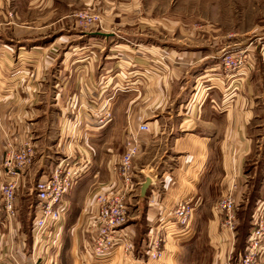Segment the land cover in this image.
Here are the masks:
<instances>
[{
    "label": "crops",
    "instance_id": "1",
    "mask_svg": "<svg viewBox=\"0 0 264 264\" xmlns=\"http://www.w3.org/2000/svg\"><path fill=\"white\" fill-rule=\"evenodd\" d=\"M21 1L0 0V184L8 142L53 145L55 153L59 150L55 161L71 156L82 172L64 196V211L48 247L34 241L33 216L26 223L18 209L17 217L8 221L0 192V264H180L196 243L193 223L201 218L195 211L202 208L212 211L205 219L214 254L209 264H239L236 239L223 229L217 202L204 189L210 187L211 176L221 177L220 198L227 189L239 200L247 188L246 161L264 131V41L255 57L247 51L246 71L231 74L213 47H179L148 34H168L169 27L132 24L131 35L110 26L96 30L54 25L52 31L67 15L57 13V0H27L20 8ZM104 3L105 14L116 16ZM11 4L15 13L9 17ZM23 8L36 17L26 18ZM54 15L59 18L52 23ZM53 45L60 50L56 56ZM104 111H110L111 118L99 124L97 116ZM141 124L147 130L140 134L133 190L127 198L142 201L144 212L140 220L128 212L123 233L131 249L126 252L120 243L101 261L92 254L94 199L117 191L116 168L125 136ZM50 130L58 132L49 141ZM50 172H41L37 180ZM182 200L193 210L186 236L169 235L162 258L149 259L151 236L168 224L165 218ZM134 207L137 204L129 210ZM259 208L264 210V193Z\"/></svg>",
    "mask_w": 264,
    "mask_h": 264
},
{
    "label": "rangeland",
    "instance_id": "2",
    "mask_svg": "<svg viewBox=\"0 0 264 264\" xmlns=\"http://www.w3.org/2000/svg\"><path fill=\"white\" fill-rule=\"evenodd\" d=\"M104 1L109 6L111 14H116V16L113 17V15H110L112 16L111 18L105 14L103 10L105 5ZM19 4L21 8L27 5V0H22ZM55 5L60 8L57 10L58 14L62 15L65 13L67 15L65 18L53 24L52 31L56 26L68 27L69 25L78 29L96 30H103L107 26H110L111 29H120L123 35H131L128 30V25L132 24L150 25L163 30L169 27L168 34L161 32L148 34L160 42H168L170 45L179 47L191 48L198 45L213 47L220 55V59L226 52H243L245 63L248 60L246 57L247 51H250L252 58L255 57L257 47L264 41V0H57ZM13 6L11 4L7 8L9 10V17H12L13 13H15L11 8ZM22 11L28 19H30V15L35 16V12L28 14L26 8H23ZM78 12H88V14L98 16V19L95 20L92 26H82L75 18V14ZM45 14H47L46 11ZM56 18L59 17L56 15L52 16V23ZM179 28H183L182 32L177 31ZM55 46H52V55L54 56L60 52L59 48ZM225 46L227 47L225 48ZM257 66L259 67L260 65L257 63ZM243 71L246 70L243 69L237 74H242ZM258 72V74H261L262 70L261 72L258 70ZM233 73L235 74L236 72ZM262 85L263 88L264 84ZM55 124L52 125L55 126ZM40 131L43 135L47 133L46 129H41ZM50 131L52 135L48 139L49 141L58 132L56 130ZM262 135L263 137L259 140V144L253 146L252 153L246 161L248 177L245 182L247 188L240 199H236L238 201V207L235 212V230L233 237L236 239L234 249L236 256L238 254L240 257V259L239 257L237 258L239 259V263L241 257L247 251V239L252 230L254 215L259 212H263L264 215L263 208H259V200L264 193V131ZM35 149H37L35 151V157L37 158L31 164L29 168L30 173L27 175L24 184L20 187L18 194L16 193L15 198L17 211L20 209V214H22L26 223L30 222L33 216V205L36 202L34 192L35 182L41 172H49L54 168L57 164V161H55L56 157L59 156V150H57L58 153L56 152L57 155H55L56 148L53 145H38ZM124 152L123 142L121 156ZM40 156L41 158L43 156L41 161L39 160ZM133 172L134 166L132 163ZM209 180L211 182L210 187L207 188L205 186L204 189L207 192L206 196H209L213 200L212 202H217L222 195L220 190L221 177L211 176ZM132 190L126 191L125 198L123 199L128 207L137 204V207L129 211L140 220L144 212V205L142 201L136 203L133 200L134 198L128 201L127 195ZM228 191L226 189L224 193ZM217 213L219 212L217 211ZM195 214L197 215L196 217L199 218L200 216L201 218L198 219V223H193V227L198 231L197 240L194 248L190 250L189 254L188 252L186 253V256L179 262L180 264H209L213 259V248L209 245L206 236L208 225L205 223V219L208 217V214H212V211L209 208H202L201 210H196ZM223 219L224 217L222 216L221 222H223ZM171 236L179 238L178 234ZM49 254L50 256L48 255L47 258L50 260L52 252L49 251Z\"/></svg>",
    "mask_w": 264,
    "mask_h": 264
},
{
    "label": "built area",
    "instance_id": "3",
    "mask_svg": "<svg viewBox=\"0 0 264 264\" xmlns=\"http://www.w3.org/2000/svg\"><path fill=\"white\" fill-rule=\"evenodd\" d=\"M98 16L88 12L75 14L77 22L82 26H92ZM221 64L225 71L237 74L245 68L243 52H226L221 57ZM111 118V112H101L97 122L104 124ZM147 130L145 124L135 130L129 129L124 139L125 152L121 156L116 168L118 186L117 191L104 192L95 196L97 205L95 226L97 231L93 238L92 254L101 261L110 258L113 251L121 243L126 252L131 249L123 228L128 220L129 207L124 201L125 192L132 189V163L139 152L140 134ZM35 146L29 140L19 145L8 142L2 159L4 180L0 184L2 208L9 222L17 217L16 192L23 172L34 161ZM80 162L71 161V156L58 160L48 176L35 182L34 192L36 202L33 205L31 234L36 243L49 246L53 239L52 230L57 226L63 214V199L72 185L81 175ZM238 201L229 190L216 203L215 209L224 217L223 229L233 237L235 230V212ZM189 202L182 200L165 218L168 224L162 225V230H156L148 243V258L158 260L163 256V248L169 235L178 234L184 238L189 228L192 215ZM251 232L248 236L246 253L241 257L239 264H264V215L256 213L253 217ZM177 239V238H176Z\"/></svg>",
    "mask_w": 264,
    "mask_h": 264
},
{
    "label": "water",
    "instance_id": "4",
    "mask_svg": "<svg viewBox=\"0 0 264 264\" xmlns=\"http://www.w3.org/2000/svg\"><path fill=\"white\" fill-rule=\"evenodd\" d=\"M148 180H146L145 182H144V184L142 185V188H141V193H144V191H145V189H146V187L148 186Z\"/></svg>",
    "mask_w": 264,
    "mask_h": 264
}]
</instances>
